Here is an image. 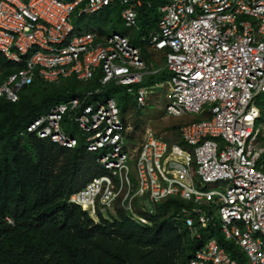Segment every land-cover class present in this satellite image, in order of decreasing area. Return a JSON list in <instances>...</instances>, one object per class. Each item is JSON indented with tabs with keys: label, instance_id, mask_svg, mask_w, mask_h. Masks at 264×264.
I'll use <instances>...</instances> for the list:
<instances>
[{
	"label": "built area",
	"instance_id": "obj_1",
	"mask_svg": "<svg viewBox=\"0 0 264 264\" xmlns=\"http://www.w3.org/2000/svg\"><path fill=\"white\" fill-rule=\"evenodd\" d=\"M122 7L124 26L140 32L143 0H0V53L25 67L0 84V99L17 103L36 81L75 78L87 90L54 106L27 127V134L66 149L83 139L104 173L71 196L98 218L122 211L151 226L160 204L186 205L171 217L191 241L210 226L243 258L216 239L189 264H264V130L257 99L264 95V0H159L157 26L141 46L117 32L100 35L73 22L108 6ZM152 2H147L148 9ZM82 28V27H81ZM148 54L165 61L155 69ZM165 71L166 114L189 115L179 139L152 129L133 133L110 88L122 89L144 111L153 93L146 77ZM25 134V133H24ZM185 240V239H184Z\"/></svg>",
	"mask_w": 264,
	"mask_h": 264
},
{
	"label": "trees",
	"instance_id": "obj_2",
	"mask_svg": "<svg viewBox=\"0 0 264 264\" xmlns=\"http://www.w3.org/2000/svg\"><path fill=\"white\" fill-rule=\"evenodd\" d=\"M143 1L138 23L140 35H147L160 18L159 0ZM147 2H152V8H147ZM121 10L119 5L108 6L98 18L93 15L96 31L102 36L111 31L126 34L120 30L124 25ZM85 26L90 28V24ZM131 42L143 44L137 39ZM24 67L0 53V84ZM161 73L166 78L167 73ZM95 86L96 81L84 86L75 78L53 84L36 81L24 89L17 103L0 99V264H189L212 238L230 256L242 259L238 247L224 240L218 227L203 229L201 238L194 241L186 229L179 232L171 217L186 204L178 198L158 206L156 216L150 217L151 227L139 226L121 211L112 215V221L101 217L95 224L87 213L69 203L72 194L103 173L97 156L87 152L83 139L75 149H66L22 134L57 104ZM113 93H122V99H130L135 106L122 89L110 88L106 97H114ZM123 118L126 125V116Z\"/></svg>",
	"mask_w": 264,
	"mask_h": 264
},
{
	"label": "rangeland",
	"instance_id": "obj_3",
	"mask_svg": "<svg viewBox=\"0 0 264 264\" xmlns=\"http://www.w3.org/2000/svg\"><path fill=\"white\" fill-rule=\"evenodd\" d=\"M100 15L101 13H98L96 18H98ZM113 21H116L115 17L113 18ZM73 22L77 26L83 27L84 29L86 28V24L88 26L90 24V28L97 27V20L94 17L92 18V16H87L80 19H76L74 16ZM120 30L127 32L126 35L132 37V39H137V41H140L142 37V35H140V32H137L134 29H128L124 25L120 27ZM142 55L147 61L152 62L155 69L159 70L163 67L165 59L162 54H145L142 50ZM167 77L168 76L164 78V73H160L156 76L145 78L143 86H146L147 88H149V90L154 88V90L153 93L149 94V96L147 97L148 107L140 114L136 112V110L134 109V104L130 101V99L129 101H125V99H122V93L113 94L118 102L120 99V104H118L119 108L122 111V115L126 116L127 122L131 124L133 128L138 124L139 132H143L144 130L150 128L158 135L165 137L166 139L176 141L178 137L177 134L174 132V127H181L186 122L201 120L203 117L200 115H189L184 118H173L166 114L165 109L169 101L166 99L167 95L164 81L167 79ZM257 103L260 109H262V113H264V95L260 96L257 99ZM257 127L261 130H264V114L262 115V118L258 121ZM179 144L181 146H185L184 142L180 139Z\"/></svg>",
	"mask_w": 264,
	"mask_h": 264
},
{
	"label": "clouds",
	"instance_id": "obj_4",
	"mask_svg": "<svg viewBox=\"0 0 264 264\" xmlns=\"http://www.w3.org/2000/svg\"><path fill=\"white\" fill-rule=\"evenodd\" d=\"M90 29H95V27L94 28H90ZM26 89V88H25ZM24 91V90H23ZM116 99V98H115ZM5 100V99H4ZM7 101V100H6ZM8 102V101H7ZM119 103V102H118ZM14 104V103H13ZM258 105V104H257ZM258 108L260 109V107L258 106ZM134 109L136 110V112L137 111H140V110H137L136 108H135V106H134ZM261 110V109H260ZM142 112V111H141ZM262 115H263V113H262V110H261V117H260V119L262 118ZM136 127V126H135ZM135 127L133 128V133H135V132H139V129L138 130H136L135 129ZM27 130V129H26ZM180 130V129H179ZM144 131H146V130H144ZM143 131V132H144ZM174 132L177 134V139L176 140H178L179 139V131H177V130H174ZM24 133L25 134H27L26 132H23V134H22V136L24 135ZM140 133V132H139ZM30 135V134H29ZM160 136V135H159ZM165 140H168L169 142H171V141H173V140H169V139H166L165 137H163ZM175 141V140H174ZM103 173H104V170H103ZM102 173V174H103ZM95 177V176H94ZM93 177V178H94ZM92 178V179H93ZM91 179V180H92ZM90 180V181H91ZM90 181H88L87 183H89ZM86 183V184H87ZM86 186V185H85ZM85 186H83L82 188H84ZM81 188V189H82ZM80 189V190H81ZM78 192V191H77ZM76 193V192H75ZM74 193V194H75ZM74 194H72V195H74ZM71 195V196H72ZM71 198V197H70ZM70 198H69V203H71L70 202ZM71 204H73V203H71ZM73 205H75V204H73ZM75 206H78V205H75ZM83 212H85V213H87V215H88V217L95 223V224H98V223H100V221H101V217L104 219V220H106V221H112L113 219H112V215H117L118 214V210L116 211V213L115 214H109V216L107 217V216H104V215H102L101 213H99V215H98V218L95 216V215H91V213H90V210L88 209V208H86L85 210L81 207V206H78ZM122 212V211H121ZM127 217V216H126ZM129 218V217H128ZM150 218V217H149ZM130 219V218H129ZM131 220V219H130ZM151 220V219H150ZM133 221V220H132ZM152 221V220H151ZM9 222H11L10 220H9ZM136 224H138L136 221H134ZM153 222V221H152ZM139 225V224H138ZM153 225V224H152ZM151 225V226H152ZM139 226H141V225H139ZM151 226H144V227H151ZM141 227H143V226H141ZM179 230V229H178ZM179 232H180V230H179ZM212 239H216V238H212ZM191 240V239H190ZM211 240V239H210ZM217 240V239H216ZM218 241V240H217ZM184 242L186 243V239L184 240Z\"/></svg>",
	"mask_w": 264,
	"mask_h": 264
}]
</instances>
